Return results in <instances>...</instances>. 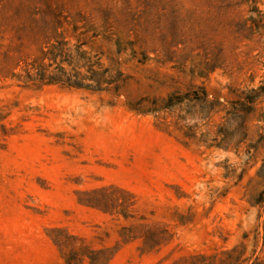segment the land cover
Instances as JSON below:
<instances>
[{
    "label": "rangeland",
    "instance_id": "1",
    "mask_svg": "<svg viewBox=\"0 0 264 264\" xmlns=\"http://www.w3.org/2000/svg\"><path fill=\"white\" fill-rule=\"evenodd\" d=\"M55 17L70 52L78 36L116 82L13 78L47 49ZM263 83L264 0H0V264H64L54 228L117 249L107 264L231 250L264 262V208L248 204L264 146L245 165L264 135V98L245 141L231 106ZM201 90L213 103L195 101ZM102 187L133 204L130 218L80 204ZM145 226L166 231L149 252L134 238Z\"/></svg>",
    "mask_w": 264,
    "mask_h": 264
},
{
    "label": "trees",
    "instance_id": "2",
    "mask_svg": "<svg viewBox=\"0 0 264 264\" xmlns=\"http://www.w3.org/2000/svg\"><path fill=\"white\" fill-rule=\"evenodd\" d=\"M47 9L51 10L50 6ZM67 22L65 18L55 17L51 27L49 29L50 36L47 41V49L41 51V56L32 61L31 63H26L24 69V75H13V78L23 85L32 86H45V85H61L69 88H79L83 85L84 81H91L95 84V88L99 89L103 84L111 85L115 81L105 79L101 74L94 70L95 67L100 66L98 61L93 62L90 57L86 56V52L80 50L85 43L79 41L78 36L74 35L77 40L75 46V52L72 54L67 48V41L63 37L64 25ZM46 26L48 28L49 24ZM61 30V32H60ZM77 30L76 26H73V32ZM121 50L117 51V54ZM47 61V63H45ZM71 68L72 72L67 71L64 66ZM85 67L89 75H82L79 70ZM52 68V70H51ZM117 76H121L120 72H116ZM99 76V77H98ZM97 78V79H96ZM201 95H196L195 101L207 102L208 94L205 90L200 91ZM264 98V83L256 89H250L242 91L239 95V100L232 102L233 114L241 113V118L243 119L244 132L243 141L246 140L247 134L245 129V118L256 110L258 101L260 98ZM219 103L218 100L215 101ZM3 132L5 128L2 126ZM264 146V135L259 134L254 145H246L245 154L247 156V165L250 160H253L254 153L257 152L259 147ZM246 168L243 169L245 171ZM238 181L242 177L238 176ZM249 180L250 184L253 180ZM254 181L257 187L256 191L251 195L248 200V204L251 207L262 209L264 208V148L263 156L261 159V164L259 168L255 171ZM115 191H120L123 194H127L124 191L116 189ZM90 198L86 201H79L80 204H84L87 207L101 209L103 212H113L121 215L124 219L130 218L129 208L133 205L132 203H126L125 201L120 202L119 199L115 198L110 192V188L102 187L99 190H94L93 192L87 194ZM118 209V211H116ZM145 235H138V238L142 241L143 249L142 251H151L156 249L161 245L162 235L166 234V231L160 230L159 228H146ZM124 230V229H123ZM52 232L55 234L53 237V242L59 248L64 264H107L115 255L117 249L109 247H99L92 248L85 242L80 240L74 235L69 234L63 229L54 228ZM122 237V235H120ZM149 236V237H148ZM124 237V235H123ZM234 250L230 252H222L220 254L213 255L211 257H206L202 254L190 255L187 258L181 259L174 264H244V260L233 258ZM250 264H264L263 261H258L254 259Z\"/></svg>",
    "mask_w": 264,
    "mask_h": 264
}]
</instances>
